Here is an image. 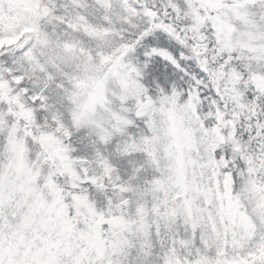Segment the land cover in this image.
Returning a JSON list of instances; mask_svg holds the SVG:
<instances>
[{
  "label": "snow or ice",
  "instance_id": "obj_1",
  "mask_svg": "<svg viewBox=\"0 0 264 264\" xmlns=\"http://www.w3.org/2000/svg\"><path fill=\"white\" fill-rule=\"evenodd\" d=\"M0 264H264V0H0Z\"/></svg>",
  "mask_w": 264,
  "mask_h": 264
}]
</instances>
